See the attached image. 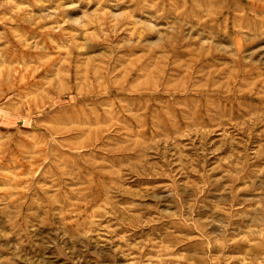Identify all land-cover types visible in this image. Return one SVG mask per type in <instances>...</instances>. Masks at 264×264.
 <instances>
[{
  "label": "rangeland",
  "instance_id": "374dc122",
  "mask_svg": "<svg viewBox=\"0 0 264 264\" xmlns=\"http://www.w3.org/2000/svg\"><path fill=\"white\" fill-rule=\"evenodd\" d=\"M0 264H264V0H0Z\"/></svg>",
  "mask_w": 264,
  "mask_h": 264
}]
</instances>
